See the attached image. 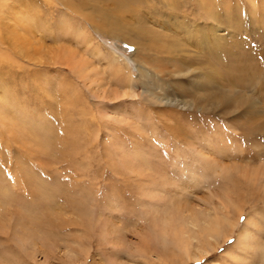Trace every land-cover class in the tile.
Returning a JSON list of instances; mask_svg holds the SVG:
<instances>
[{"label":"rangeland","instance_id":"obj_1","mask_svg":"<svg viewBox=\"0 0 264 264\" xmlns=\"http://www.w3.org/2000/svg\"><path fill=\"white\" fill-rule=\"evenodd\" d=\"M3 11L18 45L3 37L0 51V264H264V0ZM130 27L175 32L200 60L213 44L210 67L240 75L227 85L237 110L142 98ZM223 213L219 238L201 235L209 254L190 262L178 249L187 223Z\"/></svg>","mask_w":264,"mask_h":264},{"label":"bare ground","instance_id":"obj_2","mask_svg":"<svg viewBox=\"0 0 264 264\" xmlns=\"http://www.w3.org/2000/svg\"><path fill=\"white\" fill-rule=\"evenodd\" d=\"M11 1L12 0H0V19L2 18L1 15L4 13L3 10L5 5ZM61 2L66 4L67 0H61ZM15 4L18 5L20 2L16 1ZM75 9V7H72V10ZM209 12L210 17H213L212 11L209 10ZM74 13L77 14L76 12ZM82 16L86 17L85 15ZM104 23L107 24L106 21H104ZM102 27L104 28L105 25H102ZM130 28H132L136 36L131 37L127 41L137 49V53L133 59L138 64V76L133 77V80L137 82L136 86H138V84L140 85L142 98L154 102L157 106H172L183 110H214L223 115H231L237 110L239 101L234 96L227 93V89L230 88L227 85L233 87L235 80L237 81L240 79V75L238 73L236 75L239 77H235L233 76L234 73H230L229 71L218 73L214 68L210 67V64L215 63V60L219 61L218 58H220L213 56V54H215L213 44V47H211L208 43V49L211 51L210 57L206 56L203 60H200L202 57L200 58L197 55L201 56L200 54L202 52H197V55L190 57L188 49H186L180 39L175 36V32H173L174 34L168 31L158 33L148 30V33H146L142 27ZM105 30H107V28H105ZM17 34L18 33L13 30L9 31V29L8 32L4 31L2 33L1 31L0 51H2V48L5 46L3 37L11 40V43L15 45L17 42L14 37ZM202 36L205 37V41L209 38L206 34L198 36L197 39L201 40ZM215 47H217L218 52L219 49L223 48L216 43ZM225 48L223 51L226 50ZM219 55L221 56V53L218 54V56ZM199 64H202V66ZM181 80H186L187 83L182 84ZM172 82L174 83V87L168 84ZM187 95H191L194 98H190ZM245 102L247 106L250 107L247 100ZM254 105L255 104H252L253 107H255ZM220 217L221 218H213L211 214H208L203 221L195 219L187 223L186 227L189 230H185L181 233L178 249L186 255L190 262L201 261V255L205 256L209 254V250L202 247L204 239L212 241L215 240V238H219L222 228L221 223H229L230 220L224 213ZM250 224L261 226L260 221L252 219L251 217ZM217 230H219V232L214 236L212 233ZM201 235L204 239L201 238ZM243 235L244 232L241 233L240 240L244 238Z\"/></svg>","mask_w":264,"mask_h":264}]
</instances>
